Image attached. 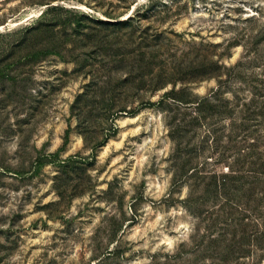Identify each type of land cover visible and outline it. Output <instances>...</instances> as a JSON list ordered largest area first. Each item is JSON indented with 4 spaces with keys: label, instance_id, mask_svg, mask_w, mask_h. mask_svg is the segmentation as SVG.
Instances as JSON below:
<instances>
[{
    "label": "rangeland",
    "instance_id": "1",
    "mask_svg": "<svg viewBox=\"0 0 264 264\" xmlns=\"http://www.w3.org/2000/svg\"><path fill=\"white\" fill-rule=\"evenodd\" d=\"M52 4L98 18L109 19L106 12L133 16L136 35L160 48L155 71L165 70L177 87L184 79L194 92L207 94L221 75L229 79V98L264 92V0H0V34L35 22ZM60 16L75 17L67 11ZM16 37L1 38L0 49ZM72 49L86 57L80 47ZM72 52L49 55L16 88L0 81V264H151L181 244L194 245L213 218L202 220L186 206L188 180L175 185L166 111L153 104L120 115L115 135L87 145L71 105L90 77L77 70ZM171 88L148 97L158 101ZM43 155L48 160L39 167ZM61 172L65 200L55 187ZM215 206L208 201L202 208ZM213 226L202 247L226 222ZM218 250L186 255L199 264H264L256 235L227 259Z\"/></svg>",
    "mask_w": 264,
    "mask_h": 264
},
{
    "label": "trees",
    "instance_id": "2",
    "mask_svg": "<svg viewBox=\"0 0 264 264\" xmlns=\"http://www.w3.org/2000/svg\"><path fill=\"white\" fill-rule=\"evenodd\" d=\"M63 11L75 17L62 19ZM106 15L109 19L52 4L35 22L0 34V39L17 35L9 46L0 49V81H10L16 88L21 79L32 74L34 65L51 54L65 58L66 51L73 50L77 70L90 79L71 110L77 117L78 131L92 147L117 133L118 116L134 115L153 104L164 108L174 145L175 185L188 180L186 206L202 220L212 217L213 222L194 245L184 248L181 244L163 260L154 256L151 264H199L197 257L186 254L197 256L201 250L207 253L216 246L224 260L240 251L251 235H256L264 248V92L254 90L250 98L238 94L229 98L224 86L229 79L221 75L217 76L218 86L207 94L194 92L184 79L177 87L178 81L165 70L155 71L153 57L160 48L147 42L146 35H136L135 18L119 19L112 12ZM76 47L83 49L84 59L72 49ZM194 80L188 78L189 82ZM170 83L173 88L158 101L148 97ZM78 156L63 160L62 166ZM47 160L46 155L40 156L39 167ZM220 165L222 169L214 168ZM65 181L63 172L56 175L55 187L62 200L68 195ZM208 201L216 205L214 210L202 208ZM254 212L257 222H253ZM218 221L226 222V226L202 247Z\"/></svg>",
    "mask_w": 264,
    "mask_h": 264
}]
</instances>
